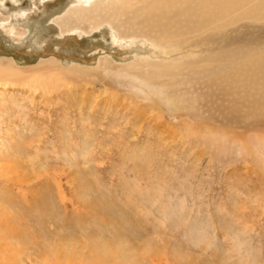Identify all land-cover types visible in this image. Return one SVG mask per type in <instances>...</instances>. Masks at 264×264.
Here are the masks:
<instances>
[{"label":"rangeland","instance_id":"1","mask_svg":"<svg viewBox=\"0 0 264 264\" xmlns=\"http://www.w3.org/2000/svg\"><path fill=\"white\" fill-rule=\"evenodd\" d=\"M97 1L0 0V264H264V118H232L264 85L186 83L197 46L105 21L61 30ZM250 1H209L243 8L201 32L217 55L264 49Z\"/></svg>","mask_w":264,"mask_h":264},{"label":"bare ground","instance_id":"2","mask_svg":"<svg viewBox=\"0 0 264 264\" xmlns=\"http://www.w3.org/2000/svg\"><path fill=\"white\" fill-rule=\"evenodd\" d=\"M209 1L101 0L78 5L74 9L68 10L58 24L63 30L62 28L65 29L69 23L74 22L79 28L90 31L105 21L117 28L121 36L146 33V35H151L150 37L156 42L186 51L191 46H197L200 50L193 51L191 49L193 56H186L183 63L177 64L174 69L179 76H183L186 83L196 79V83H203L208 90L210 87L218 90L225 89L224 85L237 87V85L244 84L241 88L264 85V60H262L264 49L251 48L249 51L237 48L225 50L224 53L217 55L209 48V41L212 40V37L204 36L201 33L209 25L208 22L227 23L229 18L225 16H228L230 12L238 13L243 10V8L234 7L231 11L225 8L219 11L214 21H211L210 16L215 12L218 4H210ZM249 3L252 7L243 12L249 18L263 19L264 0L260 2L251 0ZM252 50L257 54L255 55ZM10 66L0 68V73L18 74L15 70L17 68ZM164 67L170 68L168 64L161 65L160 68ZM180 68L186 73L180 74ZM174 75L176 74L174 73ZM223 91L227 92V90ZM252 96V93H247L243 101H238L245 102L243 106L246 111L243 113L235 111L232 118H239V116L260 118L261 115L264 118V89L259 87L256 95ZM242 104L240 103L239 106ZM236 109L237 107L234 108V110Z\"/></svg>","mask_w":264,"mask_h":264}]
</instances>
